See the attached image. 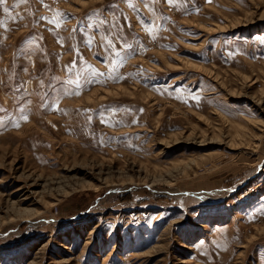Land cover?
<instances>
[{
	"label": "rangeland",
	"instance_id": "rangeland-1",
	"mask_svg": "<svg viewBox=\"0 0 264 264\" xmlns=\"http://www.w3.org/2000/svg\"><path fill=\"white\" fill-rule=\"evenodd\" d=\"M0 109V264H264V0H5Z\"/></svg>",
	"mask_w": 264,
	"mask_h": 264
},
{
	"label": "snow or ice",
	"instance_id": "snow-or-ice-1",
	"mask_svg": "<svg viewBox=\"0 0 264 264\" xmlns=\"http://www.w3.org/2000/svg\"><path fill=\"white\" fill-rule=\"evenodd\" d=\"M4 2H5V0H0V5H3ZM25 2H27V0H19V3H25ZM39 2L40 3H43V0H39ZM125 2H130V0H125ZM141 2L147 3L148 0H141ZM167 2L169 4H171V3H173V0H167ZM115 7H116L115 5H109L108 8L106 9V11L113 12V14H114ZM5 11H7V9H5ZM95 15L96 16H101L102 14L101 13H96ZM68 18L69 17H68L67 14L57 13L56 14V17H53V18L41 17L40 19L48 20L49 23H54V24H56L57 27H60V24L64 20H66ZM104 23H105L104 20H99L97 22V25L85 24L84 27H85V30H86L87 27H98L99 25H102ZM111 27L116 29L118 38L123 41V46L126 47L128 50H132V45L128 42V40L126 39V37L123 35L122 26H120L119 23L117 22L115 24H112ZM73 31H76V30L74 29ZM35 39H36L35 37H32L30 41H26V42L27 43L34 42ZM88 43H91V41H88ZM105 47H106V50H108L110 52H113L115 54V57H117V58L121 57V53L115 50V46H114V44L112 43L111 40L108 41V44ZM21 51H23V49H21ZM106 58L107 57H105V59ZM120 62H122V60ZM73 70H74L73 68H69L68 69V71L70 73L73 72ZM76 75H77V83H79V78L81 76L83 77V79L86 82H92L91 79H90V77L88 75H85L83 69H81L79 72H77ZM96 75H102V74L92 73V76H96ZM64 83H72V80L69 79L68 81H66ZM21 87H23V85H21ZM48 87L51 89V92L46 93V96L48 98H53L58 93L59 89H58L57 85L54 82H52V81L49 82ZM197 99H198V97H197ZM110 110H111L110 108L109 109H106V111H110ZM0 111H3V109H0ZM21 111H23V109H21ZM22 118L26 120L27 119V116H23ZM100 118H101L102 122L105 119L102 114H100ZM15 126L18 127L19 125L17 124Z\"/></svg>",
	"mask_w": 264,
	"mask_h": 264
}]
</instances>
